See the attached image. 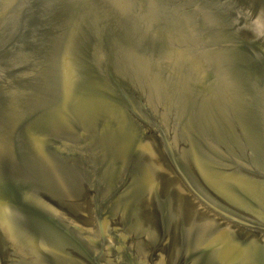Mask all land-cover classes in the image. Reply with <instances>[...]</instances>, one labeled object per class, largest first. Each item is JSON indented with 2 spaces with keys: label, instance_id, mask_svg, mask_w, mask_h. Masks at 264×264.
<instances>
[{
  "label": "water",
  "instance_id": "1",
  "mask_svg": "<svg viewBox=\"0 0 264 264\" xmlns=\"http://www.w3.org/2000/svg\"><path fill=\"white\" fill-rule=\"evenodd\" d=\"M171 87L92 0H0V264H264V158L190 152Z\"/></svg>",
  "mask_w": 264,
  "mask_h": 264
},
{
  "label": "bare ground",
  "instance_id": "2",
  "mask_svg": "<svg viewBox=\"0 0 264 264\" xmlns=\"http://www.w3.org/2000/svg\"><path fill=\"white\" fill-rule=\"evenodd\" d=\"M92 1L97 19L108 44L112 47L113 56H115L114 49L117 45L120 48L121 45L133 46L138 43L137 36L134 39L126 36V33L121 30L118 18L115 19L110 10L102 6L101 0ZM211 2L215 4V13L218 15L216 16L225 18V22L222 23L223 32L212 31L209 34L211 43H207L206 46L172 52L173 54L179 53L188 59L184 62L185 65L193 66V69L187 70L184 69L185 66L183 67V81L187 84L186 91L193 82L197 88L208 91H215L216 87L221 84L220 80H225L228 84L223 89L218 87L216 97L195 101L197 106H189L191 100L185 98L187 108L183 110V113L185 119L195 121V123L202 121L204 129L207 128V124L209 125V131H206L207 133L202 131L200 137L211 144L209 145L210 150L193 148L194 154L219 165L244 167L264 158V1L214 0ZM198 4L201 5V3ZM184 18L182 25L190 19V14ZM202 20L211 23L206 17ZM249 21L251 23H248ZM195 23L196 25L191 23L189 26L191 28L182 30L184 32L181 34L182 39L189 40L193 36L191 30L195 35L197 31H201L202 21L198 23L196 20ZM175 35L173 31H170L167 36L177 39ZM167 50H171L169 46H160L148 49L147 52L142 50L143 52L137 54V57L135 54L134 58L138 60L137 71L144 73L142 67L144 68L146 63L153 60L169 61V57L173 54L166 52ZM116 59H120V56ZM129 73L135 75L136 71ZM155 73V76L154 72L152 75L154 85L161 81V75ZM183 81L178 82L177 85ZM242 83L246 96H240L236 88L232 89L233 86L237 87ZM227 93L231 97L226 98V101ZM217 102L220 103L221 108L215 106Z\"/></svg>",
  "mask_w": 264,
  "mask_h": 264
},
{
  "label": "rangeland",
  "instance_id": "3",
  "mask_svg": "<svg viewBox=\"0 0 264 264\" xmlns=\"http://www.w3.org/2000/svg\"><path fill=\"white\" fill-rule=\"evenodd\" d=\"M101 1H102V6L106 10H110V13L112 14V16L115 17V19L116 17L118 18L120 22L118 23L121 27V30L126 33V36L128 37L130 36L131 39L136 38V36L137 38H139L138 43L133 46H130L129 44H125L123 46L121 45L119 48V46L117 45L116 48L114 49L115 50L114 57L116 58L117 56H120L121 61H118L120 59H116V60L123 68H126V70H128L129 72L135 73L136 71L135 75L134 74L131 75L147 88L152 89L155 86L154 82L152 81L153 72H154V76L156 75L155 72L161 75L160 82L163 81L171 82L172 87L170 89V96L174 104L180 107L182 111L185 108H187L185 103V98L191 100L190 101L191 105L189 106H193V105L197 106L195 101L197 100L203 101L205 99L208 100L216 97L218 87L219 89H223L228 84V83L226 84L225 80H220L221 84L220 86L216 87L215 91L214 90L208 91V90H202L201 88H197L193 82V84L190 85V88L189 90H187L188 91L187 92L185 90L187 84H184L185 81H183V74H184L183 70L193 69V66L185 65L184 62H186L188 59L182 57L181 54L179 53L173 54V52H180L181 50L184 49L187 50H189V48L198 49L197 47L206 46L207 43H211V37L209 36V34L212 33V31L218 33L223 32L224 29L222 27V23L225 22V18L223 17L221 18L220 16L217 17L218 15L215 13V9H216L215 4L211 2L214 0H101ZM197 2L201 3V5L198 4ZM104 8L101 7L102 10H104ZM187 14H190V19L187 20L185 25H182V22L185 19L184 17L187 16ZM203 17L204 19L205 17L207 18V20L209 19L211 23L209 24L208 21L206 23L204 20H202ZM196 20L198 23L202 21L201 31H197L196 33L197 35H195L194 33H192L193 31L191 30L190 32L193 36H191L189 40L182 39L181 34L184 33L182 30L184 28H191L189 27L191 26V23L196 25L195 23ZM128 27L130 28L127 30ZM170 31H173V33L176 34L175 37L177 39H174L173 36H169V37L167 36ZM160 46L170 47L171 50L166 51L168 53L173 54L172 56L169 57V61L153 60L152 62L146 63L147 65H145L144 68L142 67L144 73L137 71L136 63L138 60L136 61L137 58H134V55L136 54L137 57V54L143 52L142 50L147 52L148 49L150 50V49H154V47H160ZM109 47L110 50H112L110 44ZM169 67L170 70H168ZM181 81L183 82L180 85H177V83ZM235 88L240 96L241 95L246 96L245 93L246 91L243 86V83L238 84L237 87L233 86L232 89ZM219 96H221V94H219ZM230 97L231 95L227 93V97H225V100L227 101L226 98L230 99ZM213 102H215V100H213ZM215 106L221 108L220 103L216 104ZM197 122L198 121H196L195 123V121H190L189 119H186L185 133L188 139L185 140V146L192 153H193V148L196 150H202L208 148L207 151H209L210 150L209 145H211L210 143L203 140L204 139L203 137H200L202 136V131L205 132L209 131V127H208L209 125L207 124V128L204 129L202 127V121L199 123ZM191 132L193 133V135Z\"/></svg>",
  "mask_w": 264,
  "mask_h": 264
},
{
  "label": "snow or ice",
  "instance_id": "4",
  "mask_svg": "<svg viewBox=\"0 0 264 264\" xmlns=\"http://www.w3.org/2000/svg\"><path fill=\"white\" fill-rule=\"evenodd\" d=\"M248 23H251V21H249ZM5 199L3 193H0V202H2Z\"/></svg>",
  "mask_w": 264,
  "mask_h": 264
}]
</instances>
